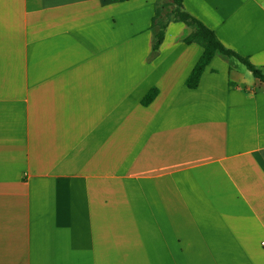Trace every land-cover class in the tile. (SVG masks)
Instances as JSON below:
<instances>
[{
    "label": "crops",
    "instance_id": "1",
    "mask_svg": "<svg viewBox=\"0 0 264 264\" xmlns=\"http://www.w3.org/2000/svg\"><path fill=\"white\" fill-rule=\"evenodd\" d=\"M182 2L264 76V0ZM155 4L0 0V264H264V79Z\"/></svg>",
    "mask_w": 264,
    "mask_h": 264
},
{
    "label": "trees",
    "instance_id": "2",
    "mask_svg": "<svg viewBox=\"0 0 264 264\" xmlns=\"http://www.w3.org/2000/svg\"><path fill=\"white\" fill-rule=\"evenodd\" d=\"M172 22L184 24L185 31L181 37L182 42L188 45L196 44L203 49L202 55L185 81L188 88L195 89L198 86L204 69L215 56L234 57L252 72L253 76L264 79L260 70L251 64L247 58L225 48L213 30L190 15L185 10L182 0H156L155 13L150 27L153 34L152 53L158 51L164 41L165 31ZM156 95V89L149 91L143 98L142 105H148Z\"/></svg>",
    "mask_w": 264,
    "mask_h": 264
},
{
    "label": "rangeland",
    "instance_id": "3",
    "mask_svg": "<svg viewBox=\"0 0 264 264\" xmlns=\"http://www.w3.org/2000/svg\"><path fill=\"white\" fill-rule=\"evenodd\" d=\"M180 24H181V23H180ZM182 25H183V27H185L184 24H182Z\"/></svg>",
    "mask_w": 264,
    "mask_h": 264
}]
</instances>
